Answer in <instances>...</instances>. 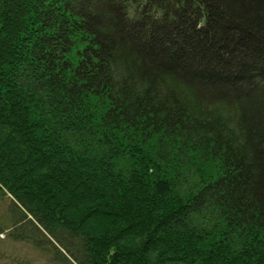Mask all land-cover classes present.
<instances>
[{"label": "trees", "instance_id": "trees-1", "mask_svg": "<svg viewBox=\"0 0 264 264\" xmlns=\"http://www.w3.org/2000/svg\"><path fill=\"white\" fill-rule=\"evenodd\" d=\"M0 195L51 264H264V0H0Z\"/></svg>", "mask_w": 264, "mask_h": 264}, {"label": "rangeland", "instance_id": "rangeland-1", "mask_svg": "<svg viewBox=\"0 0 264 264\" xmlns=\"http://www.w3.org/2000/svg\"><path fill=\"white\" fill-rule=\"evenodd\" d=\"M10 201L0 195V227L13 224L14 213ZM0 264H51L49 257L33 244L17 240L13 234H0Z\"/></svg>", "mask_w": 264, "mask_h": 264}]
</instances>
